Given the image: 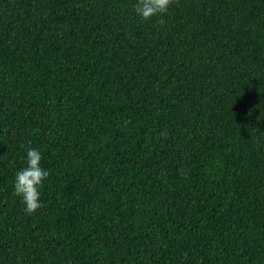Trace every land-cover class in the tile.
Instances as JSON below:
<instances>
[{
  "label": "trees",
  "instance_id": "trees-1",
  "mask_svg": "<svg viewBox=\"0 0 264 264\" xmlns=\"http://www.w3.org/2000/svg\"><path fill=\"white\" fill-rule=\"evenodd\" d=\"M135 2L0 0V264H264V0Z\"/></svg>",
  "mask_w": 264,
  "mask_h": 264
},
{
  "label": "clouds",
  "instance_id": "clouds-1",
  "mask_svg": "<svg viewBox=\"0 0 264 264\" xmlns=\"http://www.w3.org/2000/svg\"><path fill=\"white\" fill-rule=\"evenodd\" d=\"M176 0H136L134 13L141 21L151 22L169 14ZM161 23L163 20L161 19ZM40 149L29 146L26 150L25 167L14 178L13 194L27 215L36 214L42 207V190L50 173L43 165Z\"/></svg>",
  "mask_w": 264,
  "mask_h": 264
}]
</instances>
